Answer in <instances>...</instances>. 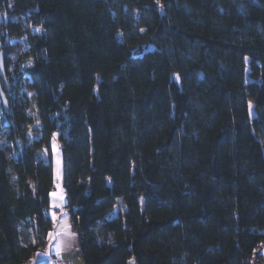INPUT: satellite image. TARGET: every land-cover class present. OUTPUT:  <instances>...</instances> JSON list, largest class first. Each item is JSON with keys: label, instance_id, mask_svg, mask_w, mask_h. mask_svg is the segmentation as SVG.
<instances>
[{"label": "trees", "instance_id": "1", "mask_svg": "<svg viewBox=\"0 0 264 264\" xmlns=\"http://www.w3.org/2000/svg\"><path fill=\"white\" fill-rule=\"evenodd\" d=\"M18 36L27 57L2 80L0 264L47 242L55 140L86 264H254L264 0H0V50Z\"/></svg>", "mask_w": 264, "mask_h": 264}, {"label": "crops", "instance_id": "2", "mask_svg": "<svg viewBox=\"0 0 264 264\" xmlns=\"http://www.w3.org/2000/svg\"><path fill=\"white\" fill-rule=\"evenodd\" d=\"M55 186L51 192L50 215L53 227L45 246L24 264H86L80 257L79 235L73 219L66 208V196L63 188L62 161L54 162ZM33 240L30 235L26 242ZM259 259V260H258ZM254 264H264V245L255 252Z\"/></svg>", "mask_w": 264, "mask_h": 264}, {"label": "rangeland", "instance_id": "3", "mask_svg": "<svg viewBox=\"0 0 264 264\" xmlns=\"http://www.w3.org/2000/svg\"><path fill=\"white\" fill-rule=\"evenodd\" d=\"M33 30H36V28H34ZM11 45H12V48L11 50H9L7 53H6V58H7V71L11 74H14V70L17 72H19L20 70H22V58H26L27 57V54H26V50L28 48V42H27V38L26 36H18V37H15L11 40ZM26 66H29L30 65V62H26ZM249 73V71H248ZM249 79H250V76L248 75ZM27 93H31V90L28 88L27 90ZM32 94V93H31ZM21 101V100H20ZM31 101L33 103V106H32V110H33V115L35 116V120L34 122H38L39 119H38V112L36 110V107H35V100H34V96L32 95L31 96ZM19 103V101H18ZM1 100H0V115H1ZM255 101L253 99L250 100V111H251V117H254L255 115ZM39 129H40V125L38 123H34L33 125V132L34 133H37L39 132ZM4 138L0 135V143L3 142L4 144ZM59 150H60V144L57 140L54 141L53 143V151H54V162L57 164V160L59 158ZM40 154H41V157L44 159V160H48V152L46 149H41L40 150ZM122 204V203H121ZM121 205L117 206L113 211H112V215H117L118 211L121 209ZM23 237L24 239H28L29 238V233L28 232H23Z\"/></svg>", "mask_w": 264, "mask_h": 264}, {"label": "water", "instance_id": "4", "mask_svg": "<svg viewBox=\"0 0 264 264\" xmlns=\"http://www.w3.org/2000/svg\"><path fill=\"white\" fill-rule=\"evenodd\" d=\"M2 80L7 83L6 73V53L3 49L0 50V100L6 111L9 110V102L5 91L2 88Z\"/></svg>", "mask_w": 264, "mask_h": 264}, {"label": "snow or ice", "instance_id": "5", "mask_svg": "<svg viewBox=\"0 0 264 264\" xmlns=\"http://www.w3.org/2000/svg\"><path fill=\"white\" fill-rule=\"evenodd\" d=\"M37 31H39V29H37Z\"/></svg>", "mask_w": 264, "mask_h": 264}, {"label": "built area", "instance_id": "6", "mask_svg": "<svg viewBox=\"0 0 264 264\" xmlns=\"http://www.w3.org/2000/svg\"><path fill=\"white\" fill-rule=\"evenodd\" d=\"M259 260V259H258Z\"/></svg>", "mask_w": 264, "mask_h": 264}]
</instances>
